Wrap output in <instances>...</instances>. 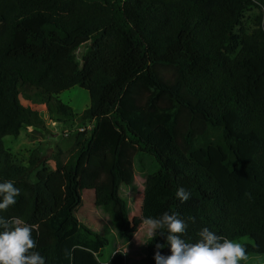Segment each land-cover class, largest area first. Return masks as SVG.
I'll return each instance as SVG.
<instances>
[{
    "label": "trees",
    "instance_id": "obj_1",
    "mask_svg": "<svg viewBox=\"0 0 264 264\" xmlns=\"http://www.w3.org/2000/svg\"><path fill=\"white\" fill-rule=\"evenodd\" d=\"M74 87L89 95L80 114L58 98ZM22 101L44 106L58 123L89 127L70 159L56 157L33 181L36 160L25 166L4 145L40 123ZM208 146L226 154L223 164L195 154ZM138 154L158 166L143 184V221L179 213L188 243L208 227L249 239L246 257L264 255V0H0V182L20 189L0 217L35 225L33 250L47 264H103L108 238L75 213L91 191L117 240L127 241L118 193L132 184ZM180 187L186 202L176 197ZM159 231L167 230H157L139 264H155L157 244L170 255ZM106 264L125 257L117 252Z\"/></svg>",
    "mask_w": 264,
    "mask_h": 264
},
{
    "label": "rangeland",
    "instance_id": "obj_2",
    "mask_svg": "<svg viewBox=\"0 0 264 264\" xmlns=\"http://www.w3.org/2000/svg\"><path fill=\"white\" fill-rule=\"evenodd\" d=\"M256 14L255 9L245 13V28H250L252 17ZM88 44L80 47L76 52V58L81 60L86 53ZM59 100L72 108L74 113H82L89 106L87 91L74 87L58 96ZM22 104L27 105L22 101ZM39 113L40 123L35 127L23 129L17 138L6 137L5 148L16 155L24 165L30 158L36 160V167L30 173V179L34 180L35 173L42 167L54 169L55 158L63 161L70 159L73 153L74 142L77 134L89 130L87 124L83 125L79 119L58 123L55 117L47 114L44 106L33 107ZM56 120V121H55ZM195 154L210 166L223 164L226 154L217 150L216 147L208 146L204 153L196 151ZM154 159L146 154H138L133 161V180L129 187L121 186L119 196L124 200L129 216V238L125 242L118 241L116 230L111 223L110 217L93 204V193L83 192L82 205L77 209L75 216L79 222L94 231L105 235L109 245L104 249L100 262L108 263L109 259L117 252H121L126 264H139V260L145 255V248L150 238L148 226L140 217L141 201L143 196V184L145 178L157 169ZM239 244L250 243L249 239L243 238L234 241ZM242 264H264V255H248Z\"/></svg>",
    "mask_w": 264,
    "mask_h": 264
},
{
    "label": "clouds",
    "instance_id": "obj_3",
    "mask_svg": "<svg viewBox=\"0 0 264 264\" xmlns=\"http://www.w3.org/2000/svg\"><path fill=\"white\" fill-rule=\"evenodd\" d=\"M20 189L12 180L0 182V211L7 210L17 203ZM176 197L181 202L190 198V193L183 187L176 191ZM144 224L148 226V237L152 240L157 230L159 235L166 234L170 255L163 254L159 249L164 246L156 245L154 253L155 264H239L246 257V249L231 239L217 235L208 227L199 232L200 239L196 243H188L183 238L187 223L179 213L165 212L157 219L147 217ZM35 225L27 224L20 218L6 220L0 217V264H47L44 255L33 249L37 241L33 237Z\"/></svg>",
    "mask_w": 264,
    "mask_h": 264
},
{
    "label": "crops",
    "instance_id": "obj_4",
    "mask_svg": "<svg viewBox=\"0 0 264 264\" xmlns=\"http://www.w3.org/2000/svg\"><path fill=\"white\" fill-rule=\"evenodd\" d=\"M26 103H27V105H25V106H29V107H31L32 109H35V108H33V107H35V106L29 104L28 102H26Z\"/></svg>",
    "mask_w": 264,
    "mask_h": 264
}]
</instances>
